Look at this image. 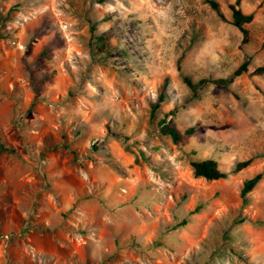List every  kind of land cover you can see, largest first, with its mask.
<instances>
[{
  "label": "rangeland",
  "instance_id": "374dc122",
  "mask_svg": "<svg viewBox=\"0 0 264 264\" xmlns=\"http://www.w3.org/2000/svg\"><path fill=\"white\" fill-rule=\"evenodd\" d=\"M208 1L0 0V264H264V0Z\"/></svg>",
  "mask_w": 264,
  "mask_h": 264
},
{
  "label": "trees",
  "instance_id": "16d2710c",
  "mask_svg": "<svg viewBox=\"0 0 264 264\" xmlns=\"http://www.w3.org/2000/svg\"><path fill=\"white\" fill-rule=\"evenodd\" d=\"M208 2L212 7V9L217 11L219 15L223 17V15L220 12L219 4L213 0H209ZM241 2L242 0H236L234 4L230 5V9L233 15V23L235 27H237L243 34L244 43H247L249 41L250 34H249V30L246 28V25L250 24L253 21L254 15L245 14L240 8ZM106 37H107L106 35H99L95 37L97 38L96 52L103 53L105 51L106 46L104 43L107 42ZM248 70H249V62H244L234 72L231 78L213 81V83L219 87H223V88L228 87L233 82L234 78L241 76L242 74L248 72ZM253 75L263 76L264 67L257 68L253 72ZM185 82L194 92H197L201 84V83L193 84V82L189 78H185ZM163 102H164V96L161 95L157 103L152 106V116H154L157 113ZM160 127H161V132L164 135L169 136L176 143L180 142L185 135H191L194 133V129H188L186 132L181 133L172 123L168 122L166 119L160 122ZM251 163H252V159L239 163L236 167V171L239 172L246 169L251 165ZM192 167L194 169V176L196 178H202L207 181H218L225 179L228 176L225 172H223L220 169L218 162L213 159H207L200 162H193ZM262 178H263V174H259L245 183L244 189L242 191V197L244 203L248 201V195L256 188V186L262 180Z\"/></svg>",
  "mask_w": 264,
  "mask_h": 264
}]
</instances>
